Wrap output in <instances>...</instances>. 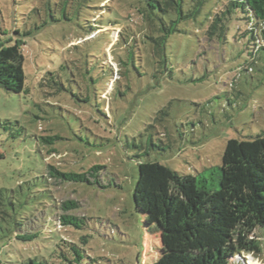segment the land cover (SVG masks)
Listing matches in <instances>:
<instances>
[{"label": "rangeland", "instance_id": "rangeland-1", "mask_svg": "<svg viewBox=\"0 0 264 264\" xmlns=\"http://www.w3.org/2000/svg\"><path fill=\"white\" fill-rule=\"evenodd\" d=\"M103 1L93 0L92 8L85 7L80 16L51 23L26 38L22 48L30 92L16 93L0 84V119L19 121L23 127L19 132V126H14L11 131L17 135L12 136L0 126V187L9 189V196L16 202L14 211L8 207L14 218L0 216V264H68L58 257L65 249L63 239L79 243L86 250L88 256L79 264L154 262L161 234L152 221L151 232L146 231L149 217L135 207L134 189L140 170L132 137L139 141L151 135L152 129H144L157 117L169 122L184 140H201L198 148L190 142V149L180 145L172 153L170 149L156 150L143 158L158 160L183 174H195L204 167L221 164L229 138L264 135V58L257 60L253 72L242 71L235 86H230L247 59L238 56L240 45L227 44L224 52L216 40L203 38L194 28L169 38L167 77L154 78V67H142L141 72L119 80L112 92L109 71L102 69V60L105 52L113 60L112 53L116 54L119 44H110V32L87 41L95 33L80 37L97 12L104 14L98 16L100 24L115 18L109 7L101 9L113 3ZM33 2L0 0V28L36 27L44 15L33 14L28 19ZM126 14L136 18L138 12L134 8ZM236 24H240L237 28L244 27ZM232 26L231 34L241 32L234 23ZM71 44H80V48L69 49ZM47 70L57 71L64 80L66 88L60 93L38 85ZM108 85L111 92L106 100L100 94ZM88 94L90 100L86 101L84 96ZM106 102L108 116L101 111ZM47 135H59L61 139L47 144L37 138ZM153 136L158 138L157 134ZM49 164L75 172L103 165L100 178L110 185L101 188L54 181L47 188ZM55 198L59 204L76 200L78 207L67 213L86 217V224L80 229H58L56 214L60 211L54 206ZM19 227L23 229L21 234L35 235L20 239L16 235ZM253 237L259 250L236 255L232 264H264V229L256 230Z\"/></svg>", "mask_w": 264, "mask_h": 264}, {"label": "trees", "instance_id": "trees-1", "mask_svg": "<svg viewBox=\"0 0 264 264\" xmlns=\"http://www.w3.org/2000/svg\"><path fill=\"white\" fill-rule=\"evenodd\" d=\"M92 1L35 0L29 4L31 8L27 16L31 19L33 14L41 16V12L43 13V19L35 24L36 27L28 28L27 24L25 27L16 26L11 30L1 27L0 34L5 37H0V84L16 93L30 92L25 69L26 57L22 48L26 38L51 23L70 21L74 15L80 16L85 7L92 8ZM105 1L107 0L103 3ZM108 2L113 4H105L101 9L109 7L115 18L109 23L100 24L98 16L102 17L104 14L97 12L93 23L91 21L90 25L84 28L85 35L80 37L86 38L87 35L95 33L93 37L85 40L87 41L110 32V44H119L116 54L112 53L113 60L108 57V52H105L106 57L102 60V69L109 71L112 92L119 80L132 72H139L142 67H154V78L167 77L169 38L175 33H190L191 28L201 32L203 38L216 40L224 52L227 44L240 45L238 56L244 55L247 59L237 69L236 76L234 75L229 83L230 86H235L242 71L253 72L257 60L264 58V0ZM128 5L131 9L136 8L137 19L133 14H126L131 11ZM233 23L236 28L240 25L236 23L244 25L242 29L240 26L237 28L241 31L239 34H231ZM104 27L109 28L102 30ZM74 48L79 49L80 44L69 46V49ZM228 54L232 55L230 52ZM75 61L73 60L77 66ZM81 70L83 71V68ZM87 72L89 73L90 69ZM44 74V78L41 77L38 82L40 87L48 86L56 94L66 88L57 71L47 70ZM111 87H106L100 94L101 98L107 100ZM84 98L89 101L90 94ZM101 111L108 116L107 102ZM0 126L12 136L17 135L11 131L14 126H19V132L23 129L19 121L0 119ZM150 129L158 138L153 136L152 132L139 141L136 136L132 137V146L137 149L135 157L140 170L134 189L135 207L138 212L149 217L145 225L147 223L149 226L152 221L161 234L158 258L154 262L144 264H232L231 259L236 255L246 251H258V240L253 235L256 230L264 229V135L250 139L229 138L220 165L204 167L195 174H183L158 160L144 159L149 158L151 151L170 149L172 153L174 148L180 145L186 150L190 142L198 148L202 144L201 140L197 141L195 137L190 141L184 140L175 134L174 127L169 122L157 117L154 124L147 125L144 130ZM37 138L47 144L61 139L59 135ZM128 146H131L130 142ZM176 155L171 156L174 158ZM102 168L103 165L95 164L86 172H75L49 164L45 187L50 188L49 185L52 186L54 181H66L107 188L110 184L103 183L100 178ZM8 190L0 187V216L12 219L14 215L8 207L10 205L14 211L16 202L13 200L14 196H9ZM54 206L60 211L56 214L58 229L66 226L80 229L86 224V217L67 213L78 207L76 200L69 199L59 204L55 198ZM150 227L146 228L147 232H151ZM18 230L16 235L20 239L35 235L27 237L21 234V227ZM62 241L65 249L58 257L64 263L79 264L88 256L79 243L67 239ZM30 260L33 262V259Z\"/></svg>", "mask_w": 264, "mask_h": 264}]
</instances>
